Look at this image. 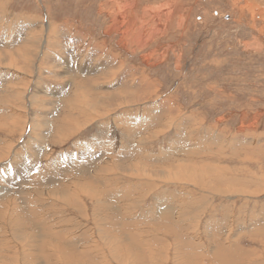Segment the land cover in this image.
I'll use <instances>...</instances> for the list:
<instances>
[{"label": "rangeland", "instance_id": "374dc122", "mask_svg": "<svg viewBox=\"0 0 264 264\" xmlns=\"http://www.w3.org/2000/svg\"><path fill=\"white\" fill-rule=\"evenodd\" d=\"M32 36L0 63V264H264V0H0V54Z\"/></svg>", "mask_w": 264, "mask_h": 264}, {"label": "bare ground", "instance_id": "6f19581e", "mask_svg": "<svg viewBox=\"0 0 264 264\" xmlns=\"http://www.w3.org/2000/svg\"><path fill=\"white\" fill-rule=\"evenodd\" d=\"M113 1H115V0H113ZM111 2V1H110ZM114 3V2H113ZM115 7H116V13H117V18H120V14L122 13L121 12V8H120V6L116 3V5H115ZM148 14H150L149 16H151V14H153V13H155V15H157L156 14V12L157 11H159L158 10V7L156 8V7H150V8H147V10H145ZM159 12H161V11H159ZM148 14H146V15H148ZM159 14V13H158ZM122 15V14H121ZM153 16V15H152ZM151 16V17H152ZM150 17V18H151ZM154 17V16H153ZM157 17H159V16H157ZM142 18V17H141ZM141 18H138V19H140L141 20ZM116 19V18H115ZM120 20V19H119ZM157 20H158V18H157ZM142 21V20H141ZM114 22V21H113ZM119 22V21H118ZM139 22V21H138ZM43 23V22H42ZM147 23V22H146ZM150 24V23H149ZM20 25V24H19ZM136 25V24H135ZM154 25H155V23H154ZM114 26V25H113ZM145 26V25H144ZM164 26V25H163ZM49 27H51V26H49ZM136 27V26H135ZM134 27V28H135ZM19 28H20V26H19ZM44 28V27H43ZM137 28V27H136ZM142 29V28H141ZM160 29V28H159ZM162 30V29H161ZM57 31V29L55 30V32ZM134 32V31H133ZM136 32V31H135ZM139 31H137L136 33H138ZM154 32V31H153ZM39 33V32H38ZM41 34V33H40ZM132 34V33H131ZM135 34V33H134ZM140 34V33H139ZM153 34H151V36H152ZM130 36V35H129ZM133 36V35H132ZM35 37L37 38V39H39L38 38V35L36 34L35 35ZM77 37H79V36H77ZM127 37V36H126ZM138 37H139V35H138ZM142 37H143V34H142ZM148 37V36H147ZM149 37H150V33H149ZM40 38H41V35H40ZM128 38V37H127ZM133 38V37H132ZM141 38V37H140ZM139 38V39H140ZM31 39V40H30ZM29 39V41H27V43L28 44H30V48L33 50L35 47H36V41L35 40H37V39H35L34 38V36H32L31 38ZM144 39V38H143ZM35 41V42H34ZM128 43V42H127ZM128 45H130V44H128ZM143 45V44H142ZM101 46V45H100ZM27 48H29V46H27V47H23V48H17L16 50H7V51H5L2 55L0 54V63L1 64H3V65H5V66H7V67H14L15 66V64H17L19 61H20V59H25V58H27V57H29L30 58V60H33V59H35L36 58V55H37V53H36V49H34L33 50V52L31 53V50H30V54H27ZM48 57V56H47ZM18 58H20L19 60H18ZM115 59H116V57H114ZM29 60V59H28ZM69 61V60H68ZM25 62V61H24ZM30 62V61H29ZM33 62H34V60H33ZM30 64V63H29ZM31 65V64H30ZM33 65V64H32ZM34 66V65H33ZM18 67V66H17ZM33 70H34V67H32V66H30ZM68 67V66H67ZM20 68V67H19ZM119 68V67H118ZM21 69V68H20ZM68 69H70L69 70V72L71 73V75H69V76H71L72 78H73V76L74 75H76L75 74V72H74V70H73V68H70V67H68ZM108 69V68H107ZM111 70V69H110ZM77 71V70H76ZM97 71V70H96ZM105 71H106V69H105ZM92 71H90L89 70V72L88 71H85V69H82L81 70V73L83 74H90ZM100 72V71H99ZM6 73V72H5ZM21 73V72H20ZM107 74H108V72H106ZM8 74V73H7ZM107 74H105L107 77H105V78H108L109 79V76L107 75ZM112 74V73H111ZM99 75H101V74H99ZM99 75H98V77H99ZM104 75V76H105ZM115 76H116V74H115ZM98 77H95L94 78V76H93V78L91 79V81H92V84H93V86H95V84L96 83H98V81H99V78ZM88 78V77H87ZM101 78H102V76H101ZM107 79V80H108ZM82 81H84V82H81V81H78L77 82V86L79 87L78 88V90L77 91H75V94L77 93V96H80L81 98H82V101L80 102V103H82V104H84V105H86L88 108H91L90 107V105H89V101H87L88 100V98H90L89 96H92V92H93V90H92V88H91V86H90V84L87 82L88 80H90L89 78L88 79H85V80H83V79H81ZM106 80V79H105ZM69 82V81H68ZM72 82V81H71ZM74 83H76V82H74ZM87 83H88V85H87ZM100 83V82H99ZM75 85V84H74ZM89 86V87H88ZM125 92V91H124ZM121 93H123V91H118V92H115V94H111L110 96L111 97H113L114 99H115V97L116 96H120L121 97V99L122 98H124V96H121ZM146 95H144V96H141V95H139V96H136V93H130V94H127V98H126V100H129V102H138V101H142V98L144 97V98H146L145 97ZM78 98V97H77ZM110 98V97H109ZM105 100V99H104ZM110 101H112V99L110 100ZM114 101V100H113ZM121 101V100H120ZM116 102V101H115ZM101 104H103V103H101ZM107 106V105H106ZM97 107V106H96ZM101 107V106H100ZM98 110V109H97ZM92 113V112H91ZM89 115V114H88ZM87 120V119H86ZM11 122V121H10ZM85 124V123H84ZM1 125H3V124H1ZM80 125H83V124H80ZM78 126H77V128H76V126H75V129H77L78 130ZM75 131V130H74ZM4 157H6L5 156V154L4 153H2L1 151H0V161L4 158ZM183 166V165H182ZM129 170V169H128ZM40 173L41 172H39V175H40ZM162 176V175H161ZM164 176V175H163ZM177 177V176H176ZM0 185H3L2 184V179L0 180ZM75 185V184H74ZM73 184H72V186H74ZM4 190H6L5 191V193L6 192H8V191H10V189H9V187H7L6 189H4ZM73 189H71V190H66V191H64V193H63V195L65 194V196L66 195H72L73 194V191H72ZM4 193V194H5ZM4 194H2V195H0V198H4ZM4 195V196H3Z\"/></svg>", "mask_w": 264, "mask_h": 264}]
</instances>
